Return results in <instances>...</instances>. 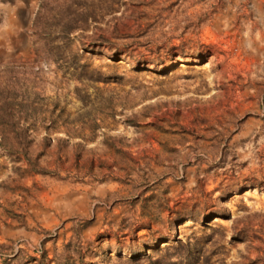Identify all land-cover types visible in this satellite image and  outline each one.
<instances>
[{
  "label": "rangeland",
  "instance_id": "1",
  "mask_svg": "<svg viewBox=\"0 0 264 264\" xmlns=\"http://www.w3.org/2000/svg\"><path fill=\"white\" fill-rule=\"evenodd\" d=\"M0 109V264H264V0H0Z\"/></svg>",
  "mask_w": 264,
  "mask_h": 264
},
{
  "label": "trees",
  "instance_id": "2",
  "mask_svg": "<svg viewBox=\"0 0 264 264\" xmlns=\"http://www.w3.org/2000/svg\"><path fill=\"white\" fill-rule=\"evenodd\" d=\"M5 118H8L9 119V122H11L15 127H18V124H19V119H18V115H14V113L12 111H10L8 114L4 113L3 114V111L2 109H0V120L1 121H4ZM1 123V122H0ZM17 135V134H16ZM25 149V148H24ZM25 152V151H24ZM26 154V153H25ZM27 155V154H26ZM30 166H33V170H35V172H41L39 169H37V165H31ZM36 168V169H35ZM32 261H35L34 259H32Z\"/></svg>",
  "mask_w": 264,
  "mask_h": 264
},
{
  "label": "bare ground",
  "instance_id": "3",
  "mask_svg": "<svg viewBox=\"0 0 264 264\" xmlns=\"http://www.w3.org/2000/svg\"><path fill=\"white\" fill-rule=\"evenodd\" d=\"M254 168H256V167H252V169H254Z\"/></svg>",
  "mask_w": 264,
  "mask_h": 264
}]
</instances>
